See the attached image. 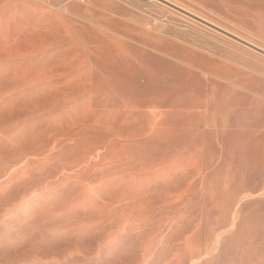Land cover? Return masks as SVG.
Wrapping results in <instances>:
<instances>
[{
	"label": "rangeland",
	"instance_id": "obj_1",
	"mask_svg": "<svg viewBox=\"0 0 264 264\" xmlns=\"http://www.w3.org/2000/svg\"><path fill=\"white\" fill-rule=\"evenodd\" d=\"M150 1L0 0V264H264V55Z\"/></svg>",
	"mask_w": 264,
	"mask_h": 264
},
{
	"label": "water",
	"instance_id": "obj_2",
	"mask_svg": "<svg viewBox=\"0 0 264 264\" xmlns=\"http://www.w3.org/2000/svg\"><path fill=\"white\" fill-rule=\"evenodd\" d=\"M162 1H163V0H162ZM163 2L166 3V4H168V5L171 6V7L175 8V9L179 10L180 12L185 13V14H187V15H190L191 17H193V18H195V19H197V20H199V21L205 23L206 26H208V27H210V28H212V29H214V30H216V31H218V32H220V33H222V34H224V35L230 37L231 39H233V40H235V41L241 43L242 45H244V46H246V47H248V48H250V49H252V50H254V51H256V52H258V53H260V54H262V55H264V50L261 49L260 47H258V46H256V45H253V44H251L250 42H247V41H245V40H243V39H241V38H239V37H237V36H235V35H233V34L227 32V31H225V30H223V29H221V28H219V27L213 25V24L210 23V22H207V21H205V20L200 19V18H198V17H196V16L190 14L189 12H187V11L181 9L180 7H177V6L171 4V3L167 2V1H163Z\"/></svg>",
	"mask_w": 264,
	"mask_h": 264
},
{
	"label": "crops",
	"instance_id": "obj_3",
	"mask_svg": "<svg viewBox=\"0 0 264 264\" xmlns=\"http://www.w3.org/2000/svg\"><path fill=\"white\" fill-rule=\"evenodd\" d=\"M223 3L239 2L243 4H248L252 6H257L259 9L264 10V0H220Z\"/></svg>",
	"mask_w": 264,
	"mask_h": 264
},
{
	"label": "built area",
	"instance_id": "obj_4",
	"mask_svg": "<svg viewBox=\"0 0 264 264\" xmlns=\"http://www.w3.org/2000/svg\"><path fill=\"white\" fill-rule=\"evenodd\" d=\"M83 1V0H80ZM134 2H142V0H133Z\"/></svg>",
	"mask_w": 264,
	"mask_h": 264
},
{
	"label": "bare ground",
	"instance_id": "obj_5",
	"mask_svg": "<svg viewBox=\"0 0 264 264\" xmlns=\"http://www.w3.org/2000/svg\"><path fill=\"white\" fill-rule=\"evenodd\" d=\"M142 1H144V0H142ZM151 1H152V2H156L155 0H151ZM151 1H150V2H151ZM161 1H162V0H161ZM163 1H166V0H163ZM163 5H164V4H163ZM181 9H182V8H181ZM183 10H184V9H183ZM149 27H150V26H149Z\"/></svg>",
	"mask_w": 264,
	"mask_h": 264
}]
</instances>
